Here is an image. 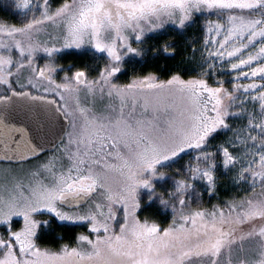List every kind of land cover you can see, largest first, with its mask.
Returning a JSON list of instances; mask_svg holds the SVG:
<instances>
[{
  "label": "snow or ice",
  "instance_id": "snow-or-ice-1",
  "mask_svg": "<svg viewBox=\"0 0 264 264\" xmlns=\"http://www.w3.org/2000/svg\"><path fill=\"white\" fill-rule=\"evenodd\" d=\"M0 13V264H264V0H0ZM168 25L201 28L198 71L119 83L127 58L175 54L142 47ZM72 49L103 66L66 68ZM219 171L244 194L204 207ZM145 193L167 226L141 217ZM54 220L87 231L41 246Z\"/></svg>",
  "mask_w": 264,
  "mask_h": 264
},
{
  "label": "rangeland",
  "instance_id": "rangeland-1",
  "mask_svg": "<svg viewBox=\"0 0 264 264\" xmlns=\"http://www.w3.org/2000/svg\"><path fill=\"white\" fill-rule=\"evenodd\" d=\"M0 15H7V14L6 13H0ZM9 19L10 20H16V19H18V17L9 16ZM200 23H203V18H201ZM165 33H170L167 36L172 35V36L181 37L182 38V44H183L182 49H187V47H190V44L193 41L196 43L197 47H199L201 42H202V39H203V32H202L201 28L199 27V25L195 28L189 27L186 30H184L183 32L178 31L173 25H168L164 30L157 32V33L150 34L142 47L145 46L144 47L145 49L151 48L150 47L151 39H156V37H159L161 35H163V37H165L166 36V35H164ZM192 34H193V36H192ZM170 43L171 42H169V44ZM161 44L163 45L164 42H162ZM171 45H172V43H171ZM158 53L159 52H157L156 54H158ZM147 55L152 56L153 53L151 51H147L143 57H129V58H127L126 70L122 74L119 75L118 82L119 83H127L133 77V75H140V74H135V72H137V73H139V72L134 71V69H135L134 64L138 65V67H141L143 62L145 61V56H147ZM196 55H197V59H193V56H191V55L187 56V58L190 59V61L195 62V65L190 67L191 70H190L189 74L185 73L186 74L185 78H187V75H190V74L194 75L195 71H198L197 64H198L199 53H196ZM60 56H61V58L58 62L65 65L66 68L72 67L73 65H75L76 67H88L91 70L92 75L96 74V69L98 67L103 66V60L99 59V57L97 55H93L92 52H90V51L87 54H84L82 50L78 53L77 50L72 49V50H66V52L61 53ZM41 63H43V61H41ZM141 73L146 74L148 72H141ZM60 75L62 76L63 73H61ZM168 75H166V76H160L159 75V76L161 79H164V78H167ZM105 103H107V101H105ZM223 138H224L223 136L218 137L217 140L215 141V143H219ZM50 154L51 153L47 152L40 159L42 160ZM188 159H189V157L185 156L183 158V160H180V161L172 164L171 167H164V168L160 169V171L165 172L167 175H166L164 180L155 181L158 192L159 191H166L170 188L171 177L173 175L174 170L178 167H181ZM31 163H35V161H33ZM8 166L9 165L6 162H0V168L8 167ZM25 166L27 167L28 165H25ZM222 175L227 176L229 178L230 187L235 188L236 192L238 191L241 194H244L241 189L243 187H246V185H236L232 179V177H233L232 172L219 171L218 172V178ZM214 199H215L214 196L210 197L208 195V193L205 192L204 196H203V206L207 207L208 205H210L212 203V201ZM142 202L145 204V207H144L143 211L141 212V217H144V215H146V216L152 218L153 216L150 215V211L153 208V209H155V213L157 214V216L161 217V219L163 220V221L158 222V223L165 225L166 223L170 222V220H171L170 210H168V211L162 210L157 199L154 198L153 201L149 202L148 196L145 193L143 195ZM193 206L195 207V205H193ZM47 218L48 217L46 214L43 216L37 217V219H47ZM59 223H61V222H59ZM66 224H69V223H66ZM75 227L80 229V233L87 231L86 228L79 227L76 225H75ZM71 246H75V242L72 243Z\"/></svg>",
  "mask_w": 264,
  "mask_h": 264
},
{
  "label": "trees",
  "instance_id": "trees-1",
  "mask_svg": "<svg viewBox=\"0 0 264 264\" xmlns=\"http://www.w3.org/2000/svg\"><path fill=\"white\" fill-rule=\"evenodd\" d=\"M168 34L170 33H165V37L161 35L159 37H156V39H151L150 47H160L162 46L161 43L165 41L171 42L172 46H174L176 49L175 54L169 55L161 51L158 54H153L152 56L147 55L145 56V61L143 62L141 67H138V65L134 64V71L139 72H135V74H144L141 72H155L160 76H166L171 72L178 70L189 74L191 70L190 67L195 65V62H192L190 61V59L187 58V56L189 55L193 56L191 48L187 47V49H182V38L172 35L167 36ZM229 184L230 181L227 176L222 175L218 178L217 192L216 195H214L215 199L212 201L211 204L216 203L218 200L222 201L232 195H243L238 191L236 192V189L230 187ZM150 215L153 217L149 218L155 219L157 222L163 221L161 217L157 216V214L155 213V209L153 208L150 211ZM168 223L163 226H167ZM78 233H80V229L75 227V225L59 223L54 220L52 228L42 229V231L40 232V239L38 243L41 246H47L52 249H58L63 244L71 245L72 243H74L75 237L78 235Z\"/></svg>",
  "mask_w": 264,
  "mask_h": 264
}]
</instances>
